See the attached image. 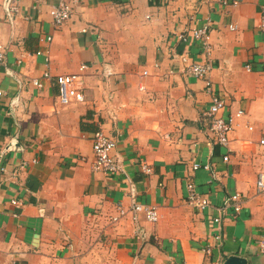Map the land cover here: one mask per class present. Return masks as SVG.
<instances>
[{
	"label": "crops",
	"instance_id": "crops-1",
	"mask_svg": "<svg viewBox=\"0 0 264 264\" xmlns=\"http://www.w3.org/2000/svg\"><path fill=\"white\" fill-rule=\"evenodd\" d=\"M5 1L0 264H223L233 255L264 264V193L255 188L264 161V0H10L15 13ZM61 2L73 10L54 28L49 13ZM203 27L209 56L192 36ZM178 55L211 66L209 88ZM81 65L83 101L61 102L54 77ZM213 96L225 104L217 115L232 118L226 146L209 131ZM96 131L115 142L121 172L92 170ZM189 183L209 208L188 205ZM235 194L241 211L221 212ZM133 202L155 206L158 222L143 214L111 222Z\"/></svg>",
	"mask_w": 264,
	"mask_h": 264
},
{
	"label": "built area",
	"instance_id": "built-area-1",
	"mask_svg": "<svg viewBox=\"0 0 264 264\" xmlns=\"http://www.w3.org/2000/svg\"><path fill=\"white\" fill-rule=\"evenodd\" d=\"M5 9L11 13L17 12V7L10 3V0L5 1ZM73 7L72 4L69 3H59L52 7L49 15L51 18V26L54 28L62 27L66 22L70 20L71 13ZM235 27H231L234 29ZM260 30L264 33V6L261 7V18L259 24ZM85 32V30H83ZM192 36L195 40H198L202 43L206 55H210V43H209V33L207 27L193 29ZM182 39V35L179 36ZM51 37H47V41H50ZM175 59L179 60L183 65V71L190 75H193L196 78L205 79V84L209 88V80L208 74L211 66L208 63H190L187 55H178L174 56ZM5 61V48L0 46V66L4 64ZM48 61V60H46ZM86 66L81 65L79 67V72L76 74H68V75H56L54 77V82L59 88V97L61 102H67L69 98H74L76 101H83V94L79 92L82 87V79L81 74L85 71ZM247 70H250V67H246ZM109 74V71L106 70ZM146 74V73H144ZM42 78L46 80H51L52 75L49 70L44 71L42 74ZM32 85L38 89L42 88V83L39 79L33 80ZM63 90L65 93V97H63ZM3 96V92L0 91V98ZM225 104L224 102L213 96L211 105L209 107L208 115L211 118V123L209 127V131L212 133L214 141L217 145L226 146L229 143L228 134L232 129V118L229 117L227 119L218 116L217 114L223 110ZM242 114L241 111H238L236 117H240ZM92 143V154H93V163L92 170L97 173L102 174H117L123 170L121 162L115 153V142L102 131H96L93 133L91 138ZM261 145H264V140L260 141ZM224 161H227V157H224ZM199 168L198 164L193 165V169L196 170ZM141 170L144 173H150V169L146 165L141 166ZM257 194L264 193V161L263 167L261 171L257 175V180L255 184ZM187 189V197L186 202L191 207L202 211L206 208H209L210 203L209 200L200 195L195 191V187L193 184L189 183L186 186ZM13 204H17V202L12 201ZM228 207L232 209L234 213H239L241 211V202L240 195L235 194L231 196V199L228 203H226L223 207L220 208L221 212H224ZM127 214H130V219L133 223L138 221V216L143 214L146 221L148 223H157L159 220V213L155 206L140 204L137 202H133L128 210H124L121 207L117 209V215L111 217L112 223H118L126 217ZM220 218H215L214 223L219 224ZM215 241L220 240V235L217 234L214 237ZM258 249L261 255L264 256V239L260 240L258 243ZM205 252L209 253L208 247H205Z\"/></svg>",
	"mask_w": 264,
	"mask_h": 264
},
{
	"label": "water",
	"instance_id": "water-1",
	"mask_svg": "<svg viewBox=\"0 0 264 264\" xmlns=\"http://www.w3.org/2000/svg\"><path fill=\"white\" fill-rule=\"evenodd\" d=\"M223 264H248L246 259L239 256H230L228 257Z\"/></svg>",
	"mask_w": 264,
	"mask_h": 264
}]
</instances>
